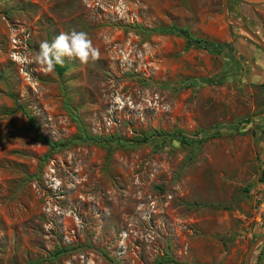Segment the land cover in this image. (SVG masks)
I'll list each match as a JSON object with an SVG mask.
<instances>
[{
  "label": "rangeland",
  "instance_id": "374dc122",
  "mask_svg": "<svg viewBox=\"0 0 264 264\" xmlns=\"http://www.w3.org/2000/svg\"><path fill=\"white\" fill-rule=\"evenodd\" d=\"M224 3L0 0V264H264V1ZM71 28L100 59L46 72Z\"/></svg>",
  "mask_w": 264,
  "mask_h": 264
},
{
  "label": "clouds",
  "instance_id": "9594fccd",
  "mask_svg": "<svg viewBox=\"0 0 264 264\" xmlns=\"http://www.w3.org/2000/svg\"><path fill=\"white\" fill-rule=\"evenodd\" d=\"M100 56L99 48L93 44L87 32L71 28L60 32L51 42L47 40L40 42L39 51L33 60L44 67L46 72H52L56 65L64 64L65 57L87 64L90 61H97ZM14 59L19 58L14 56ZM25 60L29 63L33 62L27 58Z\"/></svg>",
  "mask_w": 264,
  "mask_h": 264
},
{
  "label": "trees",
  "instance_id": "16d2710c",
  "mask_svg": "<svg viewBox=\"0 0 264 264\" xmlns=\"http://www.w3.org/2000/svg\"><path fill=\"white\" fill-rule=\"evenodd\" d=\"M161 30L162 31L163 30H170V28H162ZM176 30L183 35V37L185 38L186 44L194 45L196 47H201V48H205V49H207V48H214L215 49V48H221L223 46L228 45V43H225V42H214V41L206 40L203 38H192L186 33V31L183 28H177ZM55 69L57 72L60 73L63 71L64 67L61 65H56ZM169 136L171 138H175L181 142H186L190 139V137L186 136L185 134H183L182 132H179V131H174ZM90 138L94 139V136H91ZM145 138L146 137H142L141 139H145ZM115 140H118V139H115ZM45 141L48 143L49 146H54V145L59 144V143L52 142L48 139H45ZM58 250L64 251L65 248H61Z\"/></svg>",
  "mask_w": 264,
  "mask_h": 264
},
{
  "label": "water",
  "instance_id": "95a60500",
  "mask_svg": "<svg viewBox=\"0 0 264 264\" xmlns=\"http://www.w3.org/2000/svg\"><path fill=\"white\" fill-rule=\"evenodd\" d=\"M243 1L258 3V2H263L264 0H243ZM224 2H225L224 4H226V0H224ZM256 39L259 41L260 45L264 48V43L260 39L258 38ZM245 260H246V257H245Z\"/></svg>",
  "mask_w": 264,
  "mask_h": 264
}]
</instances>
